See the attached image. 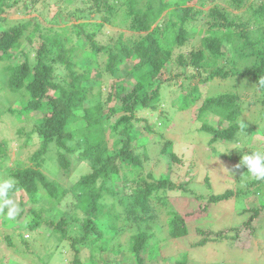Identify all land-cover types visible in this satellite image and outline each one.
Segmentation results:
<instances>
[{
  "label": "trees",
  "instance_id": "obj_1",
  "mask_svg": "<svg viewBox=\"0 0 264 264\" xmlns=\"http://www.w3.org/2000/svg\"><path fill=\"white\" fill-rule=\"evenodd\" d=\"M52 1L67 5L76 0H0V14L12 8L20 14H35L13 23L0 16V63L9 62L7 74L0 77V98L10 105L7 111L20 120L29 117L35 121L20 135L27 139V146L32 142L39 145L29 157V166L15 161L7 169L8 176L16 179L18 191L27 194L30 202H38L41 190L58 201L59 217L46 219L42 212L30 211L34 219L29 228L34 231L48 226L58 242H69L74 251L71 264H98V254L126 247L119 239L107 242V231L116 236L132 231L126 249L134 264H147L146 254L154 238V233L148 232L152 228L149 224L157 223L162 208H167L165 214L169 215V236L178 239L188 235L185 221L168 206L167 198L170 192L187 188L192 179L177 183L170 173L156 176L152 170L144 172L145 166L149 169L150 156L143 131L155 132L148 115L158 111L162 92L175 83L182 91L178 99L181 109L200 103L196 121L203 122L199 130L210 135L211 145L247 141L257 133V127L242 120V115L245 103H259L264 115V0H229L230 10L218 5L203 9L214 0H196V4L193 0H160L157 9L151 0H87L88 11L102 22V30L118 17L130 21V38L120 32L102 43L97 40L99 36L87 32L86 24L74 25L78 36L86 34L83 53L71 44L66 25L55 29L40 21ZM66 5L53 17L54 22L66 21ZM199 22L207 25L202 31L197 29L199 44L189 54L176 53L195 36L190 25ZM17 55L24 61L11 64ZM75 58L77 62L88 60L90 65L77 70ZM123 67L127 78L114 81L107 92L103 78L122 75ZM214 81H233L237 85L232 88L244 82L243 94L248 97L251 92V102L256 104L250 105L243 94L233 90L203 97L201 87ZM96 88L99 91L94 95ZM210 115L227 125H211L204 120ZM241 123L247 128L242 129ZM156 143L161 146L165 165L181 163L172 151V141ZM51 145L56 148V167L61 173L70 172L75 156L88 166L66 190L43 171ZM8 151L6 140H0V163L8 162ZM236 159L239 163L241 158ZM188 172L191 175L192 170ZM237 172L239 177L241 173L248 175L246 168ZM119 181L124 185H116ZM209 181L206 177L205 183L210 186ZM246 185L248 189L261 187L264 193V179L253 177ZM247 196H251L247 190H228L222 195L212 194L209 201L218 204L235 197L243 201ZM259 204L253 207L251 220L264 210V200ZM143 223H147L145 228ZM238 229L229 230L234 232L233 241ZM83 246L91 249L85 260L81 257ZM176 264H186L185 257Z\"/></svg>",
  "mask_w": 264,
  "mask_h": 264
},
{
  "label": "rangeland",
  "instance_id": "obj_2",
  "mask_svg": "<svg viewBox=\"0 0 264 264\" xmlns=\"http://www.w3.org/2000/svg\"><path fill=\"white\" fill-rule=\"evenodd\" d=\"M86 1L76 0L73 4L68 3L67 5L52 1L49 9L44 11V15L41 16L40 21L45 27L53 26L55 29H58V26L66 25L67 35L72 38L71 44L78 46L79 53L84 52L83 48L87 39L85 33L81 36L76 34L74 25L86 24L87 32L94 34L95 37L99 36L97 40H102V43L108 41L110 37H118L120 32H126L125 37L130 38L127 28L130 21L124 22L121 17H118L114 19L111 26H108V29L104 28L102 30V22L88 11L90 5L86 4ZM144 1L147 2L148 0ZM151 1L157 9L160 0ZM192 4H196V0H193ZM64 5H66V10L63 11V18L66 17V21H59L58 24L53 21V17L59 13ZM214 5L225 7L228 10L231 9L229 0H214V2L203 6V9L208 10ZM0 16L13 20L10 21V23H13L18 19L34 17L35 14H20L16 12L15 8H12L0 14ZM163 18H165V15ZM206 27L205 23L200 22L190 25L189 29L195 31V36L186 46L177 49L176 53L189 54L201 39V35H197V29L202 31ZM34 57L35 54H32L31 59ZM243 59L248 62L250 60ZM77 60L78 58L74 59L77 63V70H83L82 65L84 64L90 65L88 60L87 63L84 60L80 62H77ZM19 61L24 60L17 55L16 59L11 61V64ZM242 64L245 65V63ZM7 65H9L7 61L0 63V77L7 74V71H5ZM121 70L123 71L122 75L114 78L107 76L103 78L104 84L107 86V92L110 91V85L114 81L121 80L123 76L125 79L127 78L126 68L123 67ZM242 84L244 85V82ZM235 85L237 84L233 81H214L203 85L201 90L203 97L215 96L220 92L224 93L232 90L240 94L246 92V87L240 85V82L238 83L240 86L232 88ZM248 87L251 90V86L248 85ZM98 91L99 88H96L93 94L97 95ZM181 93L179 84L173 83L171 87L162 92V105L158 111L155 114L148 115L155 132L148 134L143 131L144 136L148 138L145 148L150 156L149 169L145 166L144 172L147 173L152 170L156 176L170 173L171 178L177 183L188 181L189 177L192 176L190 182L186 184L187 188L172 191L167 198L169 200L168 206H171L185 221L188 235L178 239L169 236V228L166 222L169 215L165 214L167 208H162L157 223L154 226L149 224L152 225V228L148 232L150 234L154 233V238L150 241L148 253L146 254L147 264H176L178 260H182L184 257L186 264H264V210L251 220L253 207H259V201L264 200L263 189L256 186L248 189L246 184L253 177L250 174L243 175L245 171L239 177L236 168L238 164L236 158H241L247 151L259 150L264 152V115L261 114V105L251 102V92H248V97L243 94L242 96L248 99L250 105H256L248 106L247 103L244 104L242 120L251 126L255 125L258 132L247 141L217 142L211 145L209 143L210 135L199 130L203 122L196 121V111L200 103L197 106H191L187 110L181 109L178 102ZM5 104L0 98V140H6L9 146L8 152L11 155L8 162L0 163V176L8 177L7 169L15 161H21L23 166H29V157L39 148V145L32 142L27 146V139L20 135V131L25 126H28L26 130H29L30 126L35 124V121H30L29 117L20 120L15 114L7 111V107L10 105ZM204 120L220 128L227 125L226 122H221L218 117L211 115L205 117ZM163 139L172 141L174 146L172 151L178 155L181 163L173 164L172 167L164 164L163 155L160 156L161 146L156 143H160ZM223 154L231 158L225 159L222 156ZM46 156L47 163L43 167V171L50 179L60 181V185L65 187V190L77 180L84 170L88 169L86 163L78 160L75 156L70 172L67 174L61 173L56 167L57 152L53 145L50 146ZM189 169L192 170L191 175L188 172ZM225 169L229 171L230 175ZM239 170L242 171V168ZM206 177L210 179V186L205 183ZM122 183V181H119L116 185L123 186ZM259 189L261 192L254 194ZM228 190H247V193L251 196L243 197V201H239V198L235 197L218 204L210 203L209 200L212 194L222 195ZM38 197V202L32 203L27 194L23 191H17L14 199L24 214L20 215V213L15 221H9L6 218L3 220V214H0V264H71L73 261L74 251L69 247V242H58L57 236L53 234L48 226L42 225L34 231L29 228L30 222L34 219V215L30 211L42 212V217L46 219H56L61 214L58 201L49 199L44 190H41ZM23 199L24 202H22ZM245 208L248 212L246 211L244 214ZM146 225L147 223H143L144 228ZM232 227L239 228L238 237L234 241L232 238L234 232H229ZM253 229H255L254 234H252ZM223 231L228 232L224 234ZM132 234V231H128L125 234L116 236L114 232L107 231L106 241H113L114 243V240L119 239L129 248L128 240ZM113 235L116 237H113ZM203 241L207 242L204 245L200 244ZM126 247H121L122 250H120L121 248H115L98 254L100 256H97V263L134 264L132 254L128 252ZM90 254L91 249L88 246H83L81 257L85 260L90 257ZM116 258L118 259L116 260ZM84 262L89 264V261Z\"/></svg>",
  "mask_w": 264,
  "mask_h": 264
},
{
  "label": "clouds",
  "instance_id": "obj_3",
  "mask_svg": "<svg viewBox=\"0 0 264 264\" xmlns=\"http://www.w3.org/2000/svg\"><path fill=\"white\" fill-rule=\"evenodd\" d=\"M241 128H247V125L241 123ZM236 168H246V173L252 177L264 179V152L259 150L247 151L242 155ZM225 171L229 174L228 170L225 169ZM17 191V181L14 177L0 176V214H3L9 221H15L22 211L14 199Z\"/></svg>",
  "mask_w": 264,
  "mask_h": 264
}]
</instances>
